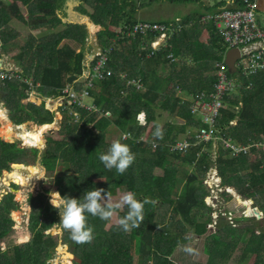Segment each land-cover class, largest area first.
Returning <instances> with one entry per match:
<instances>
[{
    "label": "trees",
    "instance_id": "16d2710c",
    "mask_svg": "<svg viewBox=\"0 0 264 264\" xmlns=\"http://www.w3.org/2000/svg\"><path fill=\"white\" fill-rule=\"evenodd\" d=\"M62 1L27 0V20L16 2L7 4L0 0V57L2 52H8L10 42L16 43L13 39L19 36L20 32L15 29L12 21L20 22L29 30H54L48 38H36L29 34L28 39L16 49V57L12 58L22 66L19 77H13L12 81L0 80V88L6 93L3 98L10 108V116L15 122H23L26 119L35 120L37 124L51 122L53 119V112L45 108L43 103L39 106L21 103L20 98L24 94L22 89L27 87L26 82L20 81L22 77L31 76L33 83L39 82L41 94H62L72 100L71 106L68 107L65 102L60 107L63 118L59 130L65 132L64 138L59 141L50 137L46 139L42 152L43 163L51 162L52 159V164L56 160L60 162L59 166L65 165L63 163L69 160L72 162V158H68L69 154L61 150L60 143L72 144L74 137V153L82 156L79 159L85 161L86 168L82 177L77 174L71 176L72 184L67 176L58 179L57 188L61 194L79 199L87 190L93 188H104L106 192L113 194L116 187H120L121 190L135 192L140 200L147 197L154 201L145 205V218L140 227L128 233L119 230L116 224L105 228L106 221L91 216L89 224L94 226L95 233L91 243L78 244L71 239L67 230H63V240L70 245L74 254L73 264H181L172 260L171 255L175 248L183 247L194 238L206 254L205 264H247L252 253L255 254L252 264H264V228L255 227L252 220H256V217L243 215L238 211L229 213L228 208L232 206H227L225 211L217 212L213 218L212 208L204 201L208 189L203 183L207 170L211 165L214 166L222 184L234 183L242 189L247 197L258 205V210L264 217V181L257 177L264 168V165L260 167L264 154L256 153L257 149L251 147L247 152L233 156L229 147L220 146L217 159L211 160L210 154L207 153V149H211L210 143L201 136V129L211 130L214 124L216 128L219 125L225 128L216 132L223 139L230 135L232 139L240 141L248 136L258 138L259 134L264 135V70L253 74L244 72L238 66L233 69L228 67L230 77L238 83L239 88L223 108V117L217 119V123L211 127L202 118L200 122L193 123L195 113L188 108L190 105L180 103L181 98L176 94V90L181 89L190 96L194 90L211 88L212 82L215 81L212 74L215 71L214 62L220 58L215 54V51L221 50L220 41L211 33L212 46L203 48L195 37L196 27L182 28L177 35L172 36L171 44L179 49L180 55L177 61L171 59L169 62L166 58L169 48L160 51H154L150 47L143 48L144 34L137 33L133 38H120L108 30L109 23L129 26L136 22L131 9L126 12L125 20L119 23V19L125 15L124 12L119 13L126 9L127 4L132 6V3H127L126 0H121V4L120 0H101L105 5H95L90 16L94 23L103 26L97 33V38L102 50L109 49L101 52L106 56V64L103 73H100L101 77H91L93 72L90 70V84H80L76 88L79 92L77 95L85 89L87 98L91 99L93 106L90 111L93 119L106 110L115 115L114 118L101 115L94 124L98 130L94 131L86 126V123L92 120L87 105L80 100L86 102V98L77 97L79 99L74 100L68 91H63L67 84H77L76 79L81 75L83 68L84 51H76L75 48L62 43V39L66 38L81 45L88 33L82 24L61 22L57 9ZM59 25H63V28ZM23 56L27 57L26 61ZM98 59L100 55L93 59L92 65H95ZM162 65L171 67L169 75L163 77L157 74L156 68ZM78 69L81 70L80 73H77ZM31 70H34L33 73ZM107 70L110 71L109 76L106 75ZM121 72L125 73L124 77L120 76ZM72 74L76 75L75 80L69 82L68 78ZM137 79L140 82L139 87L126 82H136ZM236 99L241 103L238 107L233 101ZM145 105L148 108L145 125H134L137 115ZM27 107H30L29 111ZM95 107L99 109L94 110ZM68 110L77 111L83 123H72L68 118ZM236 114L237 123L233 126L228 124L226 118H234ZM162 116H165L161 126L164 135L163 139H157L154 137L157 124L154 123L151 127L150 122L157 121ZM191 124H194L191 127L198 129L197 136L193 138L188 137L194 133L189 128ZM126 132L130 138L122 142L130 145L136 159L121 176L115 169H106L99 160V155L106 153L112 143L105 139L107 135L121 139L122 133ZM185 132L188 138L178 136ZM145 133L147 136L142 139ZM184 139L188 141L187 146L177 145ZM37 151V148H19L14 142L0 140V172L9 169L12 163L34 165L29 164V160L35 161ZM253 152L258 156L262 155V158L254 160ZM208 161L212 164L209 165ZM91 166L96 173L95 182L94 178L90 180L87 177V169ZM155 170H159V173H155ZM102 177L104 180L98 181ZM227 194L222 192L223 196ZM10 196L11 193H6L0 198V240L11 232L14 224L9 215V209L12 207ZM28 200V224L32 237L23 242H15L11 237L7 242V249H0V264H46L50 259L51 249L58 243L57 239L52 240L51 234L44 233L47 226L59 224L58 210L52 207L43 192L34 196L29 194ZM156 210L158 216L155 215ZM126 212V208L118 212V217L124 216ZM236 214L237 217H232ZM262 225L264 226V220ZM189 228L193 229V232L185 239L186 229ZM246 233L248 235L244 237ZM66 255L67 253L63 255L64 261L68 257Z\"/></svg>",
    "mask_w": 264,
    "mask_h": 264
},
{
    "label": "rangeland",
    "instance_id": "374dc122",
    "mask_svg": "<svg viewBox=\"0 0 264 264\" xmlns=\"http://www.w3.org/2000/svg\"><path fill=\"white\" fill-rule=\"evenodd\" d=\"M5 3H17V7L19 8L22 15L29 20V16L25 10V4L27 0H2ZM94 3L91 5V7H94L95 5L104 6L105 3L101 0H92ZM96 1V3H95ZM121 4V0H120ZM130 5V4H127ZM192 5V6H191ZM203 5L202 0H183V2H180V0H177L175 2H172L171 0H166L164 3L159 4L157 1H153L148 7H138L137 11L135 12V16H141V14L144 12L146 8L150 9L149 13L154 15L155 17L161 18V17H170L175 11L176 13H183V12H190L193 8H200ZM131 6V5H130ZM139 6V3L138 5ZM71 6H69L70 8ZM74 8V7H73ZM115 11L116 8L114 7ZM131 10L124 9L119 14H123L125 12H129ZM92 11V8H91ZM68 16H71V21L76 22L78 21H84L81 20V18H76V13L73 12V9L71 8V11L68 12ZM112 16V14H111ZM127 17V16H126ZM122 19V20H121ZM124 18L119 19L122 22ZM184 20V18H183ZM85 22H87L85 20ZM181 17L176 18L174 17L172 25H170L169 32L166 35L161 34L156 35L153 37H147L144 42L143 48L151 47L154 51H160L163 48H169V52L166 54V57H169L172 59V61H177L178 56L180 55V51L178 48H175L169 45V39H171V35L173 33H178L181 28H195L192 21H185L181 23ZM13 25L15 26V29H17L20 33L18 37H16L13 40H16V43L10 42L8 45V52L7 53H1L0 57V80L1 82L5 79L12 81L13 77L18 78L19 73L22 71L21 67L18 63H16L12 58L16 57V49L18 46L22 45L26 39H28L29 34H32L36 38H48V35L51 34L50 32L54 30H47V28H41L38 30H29L26 26L22 25L20 22L12 21ZM260 23L264 26V14L261 13L260 15ZM122 24V23H121ZM11 25L12 27H14ZM103 26L101 24L95 25L93 29H88L87 32H89L85 38L84 42L80 44L74 43L73 41H70V44H73L72 46L75 48L76 51L83 50L84 51V57H83V68L81 75L76 79L77 84L70 85L67 84L66 88L64 87V90L69 92V95L74 99L78 100L80 97L83 99L86 98V102L82 101L83 104L87 105V109H89V116H91V121L86 123V126L88 128L93 129L94 131H97V127H94V124L98 122L97 120L101 117V115H107L108 117L114 118L115 115H113L109 110H106V112H101L97 116V118L93 119V116L91 115L92 110V101L88 97L87 98V92L85 89L82 90L80 95H77L78 90L76 89L78 85L86 86V84H90V78L88 77L89 69L92 70L91 77L99 78L101 77V71H99L100 67H103L104 64L101 63V61H97L95 65H92L93 59H95L97 56L101 54L102 51H109V49L101 50V47L99 45V40L97 38V33L102 30ZM108 27V30L113 32L116 35H118L120 38H124L122 34H124L123 29L126 28V25H116L111 24ZM134 33H126V36L130 35L133 36ZM114 36V37H115ZM205 42L207 44L206 47L210 48L212 46L210 43H208V33L203 37ZM12 40V41H13ZM38 40V39H37ZM112 40H115V38H112ZM67 41V40H66ZM64 42V40L62 41ZM140 44V42L138 43ZM61 46V43L59 44ZM19 49V48H18ZM103 59L105 56L102 57ZM24 61H26L27 57L23 56ZM144 62V61H143ZM98 67V68H97ZM32 71V70H31ZM34 71V70H33ZM32 71V73H33ZM156 72L158 75L161 76H167L171 73V67L168 65H162V67L156 68ZM72 76H76L72 74ZM122 76H125V73L122 72ZM75 80V78L73 79ZM20 81H24L27 84L26 88H23V96L20 98L21 103L23 104H34L36 106H39L41 104V101H44V107L48 110L53 112V121L50 122L47 126H45L43 130V134H41V141L36 142L28 132L34 130V128L40 126L38 125L35 120H24L23 122H15L12 117L10 116V108L7 106V102L3 98V95H5V91L0 88V140L3 141H10L14 142L15 145L19 148H37L38 151L35 155V161H30L29 164H34L32 167L30 165H22L23 167H18L16 164L15 166L12 164L10 165V168L7 170H2L0 172V198L5 196L6 193H11V196L9 198V202L12 205V207L9 209V215H11L12 219L14 220V224L12 225V230L9 232L4 238L0 240V249L6 250L7 249V242L10 241L11 237L15 241H27L28 236L25 235H31L30 229H29V214H30V207H29V194L30 195H36L37 193L43 192L45 197L48 198V202L51 204V195L55 197L54 192H59L61 196H63L60 192V190L57 188L59 178L62 176H67L68 181L72 184L71 176L78 175L82 177L85 161L77 159L75 154H72V162L68 161L66 163H63L65 165L59 166L60 162L54 161V164H52L53 159L51 162L43 163V155L42 152H44L45 146H46V139L50 137L53 140H62L64 138L63 131H60L59 129L62 127V113L60 107H62V104L66 102V104L71 106L72 100L66 98L64 99L63 96L57 95V96H50L47 98H44L43 95L40 93L41 86L33 83V78L31 76L27 78H20ZM126 82H129L128 84H134L136 87L140 86V82L137 79L136 82L134 80H127ZM165 86V85H164ZM249 87V86H248ZM179 91L181 93H179ZM177 94L183 95L185 94V91L177 88ZM236 102V106H239L240 103H238L237 100H233ZM91 102V103H90ZM29 111L30 107H27ZM194 108V105H193ZM196 108V107H195ZM99 108L95 107L94 110H98ZM180 110H177V112ZM140 112H144L146 115L148 113V108L145 105L144 109ZM68 118L71 119L72 123H75L77 125H81L83 123V119L80 117L79 113L77 111L68 110L67 112ZM180 120V119H176ZM165 121V116L160 117L157 121L150 122V126L155 124H159L160 126H163V123ZM136 124H139L138 122H135ZM213 123V120L209 121V126H211ZM234 123V121H233ZM2 125V127H1ZM198 129L195 128L194 133L191 135L192 138L196 135V131ZM219 131V128L215 126L211 127V131L207 134V139L212 138V140H215L214 142L210 143L211 151L207 149V153L210 154L211 160H216L218 155V148L221 147H227L230 145L228 141H225L221 136L217 135L216 132ZM125 134H122L121 137H123ZM147 136V133L142 135V139H145ZM74 139V137H73ZM72 139V151L74 144ZM105 139H108L110 141L116 140L114 136L107 135ZM259 140L263 143L264 146V135L259 134ZM62 143V142H61ZM60 143V145H61ZM177 145L181 147H185L188 145V141L184 139L181 142H178ZM72 153V152H71ZM81 156V155H80ZM82 157V156H81ZM252 157L255 160H260L262 156H258L256 154L252 153ZM209 165L212 164L211 161H208ZM54 165V166H53ZM264 165V158L260 160V167ZM37 168V170H35ZM35 170V171H34ZM85 172V171H84ZM159 173V170H155V173ZM217 172L215 168L209 167V169L206 172L205 178L203 180V183L206 185L208 189V194L204 197L205 204L208 206H211L212 208V217H216L217 212L219 211H225L227 206H232L231 208H228L229 213L233 212H240V214L248 216H256V220H252V222L255 224L256 228L263 229L264 226L262 225V222L264 218L262 217V212L258 210V205L253 204V201L249 198H247V202L243 199L245 198H239L238 199L234 196L232 191L225 190L222 185H219L217 183V180L220 178V176L217 175ZM95 176L94 167L91 166V168L87 169V177L90 179L91 177ZM257 177L264 181V168L261 169V173L257 175ZM104 177L101 179H98V181H103ZM96 181V179H95ZM14 184L15 186H13ZM100 184H98L99 187ZM222 192H227V196H223ZM125 191L121 190L120 187H116L115 191L111 195V199L113 201H116L120 198L122 194H124ZM213 197H215L216 202H213ZM230 197V198H228ZM250 205H248V204ZM52 205V204H51ZM246 205L249 207L247 208ZM124 210V209H123ZM122 210H118L116 214L113 216L111 220L106 221L105 228H108V226L112 224H116L119 217L118 212ZM155 215L158 216V210L155 211ZM170 217V214L167 216V219ZM232 217H237L236 215H232ZM20 231V234H17V237L15 236V233ZM22 232V233H21ZM193 232V229H186L185 233V239L189 238V235ZM45 234H51L53 237L52 240L57 239L58 243L55 244V246L51 249V256L49 257L50 260L47 264H67L66 260H68L69 264H72L74 260L73 257H67L64 261L63 255H65L67 252L72 253V248H70L69 244H67L66 241L63 240V229L60 224H54L52 226H47L44 230ZM248 233L244 235L246 237ZM59 236V239H58ZM17 239H16V238ZM245 240V239H242ZM189 245L196 249L195 254H188L184 252L182 249L184 246ZM186 245L183 247H177L175 248L174 253L171 255L172 260H175L176 262H179L181 264H205L206 262V254L204 253V250L201 245H199V242L196 238L189 241ZM67 256V255H66ZM52 258V259H51ZM255 258V254L252 253L250 255V260L247 264H252V259Z\"/></svg>",
    "mask_w": 264,
    "mask_h": 264
},
{
    "label": "clouds",
    "instance_id": "9594fccd",
    "mask_svg": "<svg viewBox=\"0 0 264 264\" xmlns=\"http://www.w3.org/2000/svg\"><path fill=\"white\" fill-rule=\"evenodd\" d=\"M131 26L127 27V31L128 28ZM109 74L106 75L109 76ZM71 76L72 75H70V77ZM120 76L124 77L122 76V72L120 73ZM35 84L41 86L39 82H35ZM63 91L66 90L63 89ZM41 95H43L44 98L53 96H46L44 94ZM60 95L63 96L62 94ZM63 97L64 99L66 98L65 96ZM43 100L41 101V104L43 103L44 105ZM136 119L140 126H144L146 123V114L144 112H140L137 115ZM163 135L164 132L162 127L157 124L155 126L154 137L157 139H163ZM129 138V135L125 134L123 137H121V139L114 140L108 148L107 152L101 153L99 155V160L106 169H115L116 172L119 173L121 176L125 174L127 169L134 163L136 159V155L131 150L130 145L122 142V140H127ZM217 183L219 185H222L225 190L232 191L238 201L240 197L242 199L245 198L243 199L244 201H248V197L238 192V190L233 186L228 184H222V181L220 179L217 180ZM54 193L55 197L51 195L50 202L52 204V207L58 210V214L60 217L59 224L61 225L63 230H67L70 233L71 239L78 244L91 243L95 238L94 226L89 224V216L98 217L101 220L108 221L113 218V216L118 210H123L126 208V214L118 219L116 227L119 230L128 233L133 229H138L143 223L145 218V205L154 203V201L150 200L147 197H145L143 200L138 199L137 194L133 191L125 192L120 196L118 200L113 201L111 199L110 193L106 192L104 188H94L92 190H87L79 199L69 196H61L59 192ZM213 202H216L215 197H213ZM246 207L249 208L247 205ZM222 214H224V212H222ZM246 215L248 216V214ZM182 250L188 254L196 253V249L189 245L184 246Z\"/></svg>",
    "mask_w": 264,
    "mask_h": 264
},
{
    "label": "built area",
    "instance_id": "2783aa9c",
    "mask_svg": "<svg viewBox=\"0 0 264 264\" xmlns=\"http://www.w3.org/2000/svg\"><path fill=\"white\" fill-rule=\"evenodd\" d=\"M258 8L259 0H229L226 6L202 18L203 22L206 19L211 21L215 33L228 49H238L237 66L244 72L253 74L264 70V26L260 23ZM154 31L164 35L165 26L138 22L128 28V33H134L133 35ZM103 56L100 54V60H98L105 66L106 56L104 59ZM103 67L99 68L101 73H103ZM214 72L215 81L211 90L195 94L193 100V110H198L202 120L208 124L210 120H213L212 124L215 123L226 100V95L235 87V81L229 76L228 66L224 61L216 64ZM109 73L107 70L106 74ZM210 131L201 129V136L207 139Z\"/></svg>",
    "mask_w": 264,
    "mask_h": 264
},
{
    "label": "crops",
    "instance_id": "0c3cea01",
    "mask_svg": "<svg viewBox=\"0 0 264 264\" xmlns=\"http://www.w3.org/2000/svg\"><path fill=\"white\" fill-rule=\"evenodd\" d=\"M127 1V3H132V6H130V5H127V9H132L133 10V12H132V17L135 19V21L136 22H140V21H145V20H149V21H146V22H149V23H157V24H162V25H164L165 26V31H164V35H166V34H168V32H169V28H170V25H172V23H173V19H174V17H176V18H179V17H181V20H182V22L181 23H183V22H185V21H189V20H191L192 21V23H193V25H195V27L197 28L196 30H195V37L197 38V40H199L200 42H201V44H202V46H203V48H207L206 47V45L205 44H207L205 41L206 40H204L203 39V37L206 35V33H208V43H210V41H211V39H210V35H211V33H213L214 34V36L215 37H217V39L220 41V43H221V50H219V51H215V54H217L220 58H219V60H217V61H215L214 62V69L216 68V64L217 63H219V62H221V61H224L225 63H226V59H225V56H226V52H227V50H229L225 45H224V43L222 42V40H221V38L215 33V30H214V28H213V26H212V24H211V21H208L207 19H206V21L205 22H203L202 21V18L204 17V18H206L208 15H211V14H213V13H215L217 10H219L220 8H222V7H224V6H226L227 4H228V1L229 0H202L203 1V5L200 7V8H193V9H191V11L190 12H183V13H176V11L170 16V17H161V18H158V17H155L154 15H152V14H150L149 13V10L150 9H148V8H146L145 10H144V12L141 14V16H135L134 14H135V12L137 11V9H138V7H148L153 1H158L159 2V4H161V3H164V1H166V0H126ZM172 2H175V1H177V0H171ZM180 2H183V0H180ZM94 2L92 1V0H63L62 2H61V4H60V6H59V8L57 9V16L60 18V20H61V22H63V24H65V23H72V24H82V25H84L85 27H86V29H87V31H88V29H93L94 27H95V25H97L96 23H94L93 22V20L91 19V16H90V14L93 12V7H91V5L93 4ZM95 3H96V1H95ZM138 3H139V6H137L138 5ZM69 6H71L70 8H69ZM192 6V5H191ZM74 7V8H73ZM71 8L73 9V12L74 13H76V18H81V20H83L84 19V21H76V22H73V21H71V19H73V18H71V16H68V12H70L71 11ZM91 8H92V11H91ZM261 13H263L264 14V0H259V8H258V14H259V20H260V15H261ZM124 14H125V12H124ZM122 18H124V20H125V18H126V16L125 15H123L122 16ZM183 18H184V20H183ZM85 20L87 21V22H85ZM108 20V18L107 19H105V21H107ZM150 21H158V22H150ZM136 22H134V23H136ZM133 23V24H134ZM109 25H111L110 23L108 24V26ZM113 25V24H112ZM132 25V24H131ZM131 25H129V26H131ZM127 26V25H126ZM59 27L60 28H63V25H59ZM128 27V26H127ZM127 27L126 28H124L123 29V31H124V34H122V36H125L126 38H133L132 36H130V35H128V36H126V33L128 32L127 31ZM103 28V27H102ZM182 30V28L179 30V32ZM178 32V33H179ZM87 33H89V32H87ZM153 33V34H152ZM178 33H173L172 35H171V39H169V45L170 44H172V36L175 34V35H177ZM145 35V39H143L142 40V43L144 44V42L145 43H147V41H145L146 40V38L147 37H155L156 35H161V33L160 32H158V31H154V32H148L147 34H144ZM64 40V43H66V44H68L70 47H72V48H74L72 45L73 44H70L69 42L70 41H72V40H69V39H62V41ZM67 40V41H66ZM74 42V41H73ZM63 43V42H62ZM74 43H76V42H74ZM78 44V43H77ZM172 46V45H171ZM151 48V47H150ZM102 50V49H101ZM153 50V49H152ZM151 53V52H150ZM166 58H168L169 59V62H171V58H169V57H166ZM239 58V57H238ZM238 58L236 59V61H235V63H234V65H235V68L237 67V60H238ZM227 64V63H226ZM228 66V65H227ZM89 70H91V69H89ZM228 71H229V68H228ZM230 72H228V74H229ZM212 74H214V76H215V72L213 73L212 72ZM229 76H231V75H229ZM69 77V76H68ZM235 81V80H234ZM213 83L214 82H212V84H211V88H212V85H213ZM44 86H47V85H44ZM47 87H49V86H47ZM211 88L210 89H197V90H194L193 92H191L190 93V96L187 94V93H185V94H183V95H180V94H177V90H176V94L181 98V101H180V103H186L187 105H190V106H188V108L189 109H191L190 111L192 112V113H195V117L193 118V123H198V122H200L199 120L201 119V116H200V114H199V112H198V110H193V100H194V96H195V94H197V93H199V92H201V91H210L211 90ZM239 87H238V83H236V81H235V87H234V89L231 91V92H229L227 95H226V100L224 101V104H223V107L221 108V113H220V115H219V117L217 118V119H219V118H221V117H223V112H222V110H223V108H225V106L227 105V102L228 101H230L232 98H231V96H232V94H234V93H236V90L238 89ZM179 93H181L180 91H179ZM237 101H238V103H240V101L238 100V99H236ZM236 102H234V104H235ZM241 104V103H240ZM236 105V104H235ZM238 107V106H237ZM142 111V110H141ZM104 112H106V111H104ZM196 112H197V115H196ZM101 114V113H100ZM217 119H216V123H217ZM227 119V122H228V124H230V125H235L236 123H237V121H238V115L236 114V116L234 117V118H232V117H228V118H226ZM182 120V119H181ZM52 121H53V119H52ZM51 121V122H52ZM233 121H234V123H233ZM136 122H138V121H136ZM50 122H44V123H41V125H45V126H47L48 124H49ZM39 125V124H38ZM134 125H139V124H134ZM192 125H194V124H191L190 125V127L189 128H191L190 130L192 131V132H194L195 131V128L196 127H191ZM220 127V125L218 126V128ZM220 129V131L221 130H223V129H225V128H223L222 126L219 128ZM225 131V130H224ZM44 133V132H43ZM196 133V132H195ZM122 134H124V133H122ZM126 134H128L127 132H126ZM193 134V133H192ZM192 134H189L188 135V137L189 136H191ZM178 136L179 137H181V136H183L184 138H188L187 137V132H185V133H180V134H178ZM224 137V136H223ZM236 137H238V136H236ZM239 138V137H238ZM210 139V138H209ZM209 139H207L208 140V142L209 143H212V142H214V141H216V139L215 140H210L209 141ZM240 139V138H239ZM225 141H228L229 143H230V145L229 146H227V147H229L230 149H231V154L233 155V156H236L237 154H239V153H241V152H247L248 150H249V148H251V147H255L256 149H257V152L256 153H259V154H261V152H262V154H264V146H263V143L259 140V137L258 138H254V137H251V136H248V137H246L245 139H240V141H236L235 139H232L231 138V136L230 135H228L227 136V138L226 139H224ZM112 142V141H111ZM71 145L72 144H69L68 142H62L61 143V145H60V148H61V150L66 154H69V157L68 158H71L72 157V154H73V152L74 151H70V147H71ZM223 148V147H222ZM224 148H226V147H224ZM72 152V153H71ZM75 154V153H74ZM253 154H255L254 152H253ZM75 156L76 157H78V158H80L81 156H80V154L79 155H76L75 154ZM262 156V155H261ZM67 158V157H66ZM70 161V160H69ZM213 168H215L214 166H212ZM216 169V168H215ZM217 171V170H216ZM96 174V173H95ZM217 175H218V172H217ZM219 176V175H218ZM94 178V179H93ZM93 179V182H95V179H96V177L95 176H93V177H91L90 178V180H92ZM220 180H221V177L219 178ZM95 185V184H94ZM228 185H231V186H233L234 188H236L237 190H238V192H240V193H242V194H244V195H246L247 196V194L246 193H244L243 192V190L242 189H240V188H238L237 186H235L234 185V183H232V184H228ZM94 189V188H93ZM90 190H92V189H90ZM125 192H127V191H125ZM249 199H251V198H249ZM252 200V199H251ZM253 201V200H252ZM30 207V206H29ZM30 234L31 235H29V238H31L32 237V232L30 231Z\"/></svg>",
    "mask_w": 264,
    "mask_h": 264
},
{
    "label": "water",
    "instance_id": "95a60500",
    "mask_svg": "<svg viewBox=\"0 0 264 264\" xmlns=\"http://www.w3.org/2000/svg\"><path fill=\"white\" fill-rule=\"evenodd\" d=\"M239 57V52H238V49L237 48H231V49H229V50H227V52H226V56H225V59H226V63H227V65H228V67L230 68V69H233V68H235V65H234V63H235V61H236V59ZM81 72V70L80 69H78L77 70V73H80ZM74 79V76H71L70 78H69V82H71L72 80ZM9 142H11V140L9 141ZM24 165L23 163H12V166L14 165ZM213 199V198H212ZM22 233V232H21ZM17 234H20V231H18V232H16L15 233V236L17 237ZM25 236H28V238H29V235H25ZM15 237V238H16ZM17 239V238H16ZM15 242H23V241H21V240H17V241H15ZM69 255L71 256V257H73V254L71 253H69Z\"/></svg>",
    "mask_w": 264,
    "mask_h": 264
},
{
    "label": "bare ground",
    "instance_id": "6f19581e",
    "mask_svg": "<svg viewBox=\"0 0 264 264\" xmlns=\"http://www.w3.org/2000/svg\"><path fill=\"white\" fill-rule=\"evenodd\" d=\"M44 128H45V125H40V126H38V127H36V128H34V130H32V131H30V132H28V133H31V137L34 139V140H36V142H40L41 141V134H43V130H44ZM33 165H30V167H32ZM35 170H37V168L35 169ZM34 170V171H35ZM67 255L70 257V255H69V253L67 252Z\"/></svg>",
    "mask_w": 264,
    "mask_h": 264
}]
</instances>
